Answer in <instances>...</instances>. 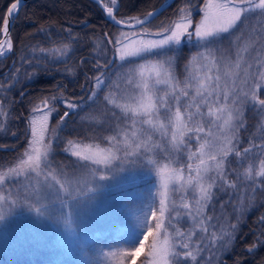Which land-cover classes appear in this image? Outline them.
<instances>
[{"label":"snow or ice","instance_id":"obj_1","mask_svg":"<svg viewBox=\"0 0 264 264\" xmlns=\"http://www.w3.org/2000/svg\"><path fill=\"white\" fill-rule=\"evenodd\" d=\"M20 3L21 0H13L6 10V16L0 18V30L5 36L9 35L12 21L17 18ZM200 3L203 7L194 4L193 0H184L167 22L161 21L155 28L151 26L152 19L161 14L163 5L160 9L147 12L144 19L134 17L129 21L116 18L114 10L117 0H110V5L106 6L107 15L117 25L122 24L132 29L137 25L142 26L139 32L133 31L130 34L138 38L137 46L125 43L129 33H120L118 37L109 38L105 42L113 45L114 60L118 57L121 62L118 65L121 71L113 74L125 80L130 86V91L123 102H117L111 95H105L104 99L107 104L113 106V109H119L123 113V119L115 111L112 115L121 120V124L130 121V128L125 129L117 125L116 129H112V134L105 137L109 148H100L96 145L95 150H92V146L88 145L80 151H71V148L79 145H75L73 140L69 139L64 152L76 157L78 161L87 162L73 165L84 170L88 169V163L104 165L111 170L113 163L121 160V156L117 154L121 151L125 159L128 157L139 159L145 153L153 152V156L146 158L147 164L151 165V170L159 178L156 202L149 205V211L144 213L141 238L128 249L104 253L109 264L112 261H116V264H135V258L145 248L144 241L149 236L156 239L146 254L151 257L148 264H199V259L203 257H198L197 251H210L218 240L224 241L221 247H227L228 243L238 236L235 223L228 224L227 228L221 225L218 234L216 225L211 223L213 216L209 215L198 222L201 225L199 231L205 233L201 241L207 240V243H198L195 248H191L183 239L186 232L177 227V224L185 215L195 220L190 200L195 202L196 211L201 214L209 204L215 207L213 203L215 193L211 189L225 191L227 187L239 191L237 183L228 178L230 173L227 169L234 163L229 157L233 154L241 157L252 151L251 147L237 148L234 141L240 129L245 128L246 106L251 105V110L264 119V98H261L264 94V64L257 62L254 66L247 63L242 68L243 57L237 47L239 36H236V33L247 20L245 13L259 10V14L264 16V0L255 3L253 0H200ZM194 10L196 14L201 15L199 21L193 19ZM234 36L236 39H233ZM226 40L227 46L224 45ZM185 41L189 43L195 41L194 47L197 51L185 58L183 72L178 75L179 62L184 51L182 45ZM5 43L7 51H11V40ZM132 44L136 45L137 41L132 40ZM67 48L68 45H65L60 51L64 52ZM233 48L237 49L234 64L229 60ZM39 51L43 53L47 50L41 48ZM0 55H6L2 44ZM221 62H224L223 76L231 79V86L227 80L221 84ZM108 63L104 61L101 64L96 61L94 65L98 74L93 76L95 81L93 87L100 92L107 86L103 77L110 76L108 72L102 71ZM201 68L207 71L201 74L199 71ZM213 68L216 69L215 75L211 74ZM248 76L252 77V86L245 91L237 86V80L243 79L246 84ZM31 78L29 76V79ZM257 78L261 82H257ZM0 88H3V84H0ZM20 94L24 95L23 89ZM90 95H97V92L94 91ZM54 99L55 96L43 97L39 103H34L31 107L28 120L31 126L28 149L19 158V164L10 167L9 172L17 177L14 183L20 182L18 177L21 172L29 178L32 173L37 177L43 175L46 182L43 187L46 190H55L56 198L62 205L68 206L70 218L80 203L78 198L86 192L82 188L72 187L71 180L58 178L57 169L53 167L54 143L47 137V133L49 116L55 111V106L51 105V100ZM6 103V99L0 100V117L4 119L10 115L9 112L3 111ZM64 107L67 110L60 117L59 125H64L70 117L71 112L68 110H74L78 105L65 100ZM3 122V119H0V124ZM137 124L149 127L142 132L140 128L135 127ZM213 126L216 129L215 133L212 131ZM206 127L208 131L205 133ZM156 133H159V139L154 140L153 136ZM201 133L205 135L201 136ZM194 140L198 147L192 151L191 145ZM256 147L264 153V144ZM184 154H187V162L184 161ZM193 161H196L195 166ZM185 169L188 173L187 178ZM117 170L123 171L122 168ZM89 174L93 178L97 175L95 170ZM60 175L66 176L62 170ZM255 177H264V160L260 162L259 171L255 172V176L251 165L244 173L245 180L251 182L248 187L254 192L260 191L264 194V187L257 186ZM107 178L105 174H99L100 180ZM0 182H3L2 177ZM259 185L264 186V179L259 181ZM101 187L102 185L97 184L95 189L88 188L87 191L91 192ZM61 192L64 194L63 197ZM176 192L183 193L179 198V204L175 199L169 203L170 194ZM5 199L4 196H0V201ZM252 199L254 197L250 196L249 202ZM220 207L224 209L226 206L221 204ZM177 209L186 211L181 213ZM37 212L39 213V209ZM61 213L63 214V208ZM4 219L5 217L0 215V221ZM260 219L264 226V217ZM206 224L207 226H204ZM209 228L213 230L209 232ZM188 239L190 240L191 236H188ZM258 247H264V231L247 246V251L252 252Z\"/></svg>","mask_w":264,"mask_h":264},{"label":"rangeland","instance_id":"obj_2","mask_svg":"<svg viewBox=\"0 0 264 264\" xmlns=\"http://www.w3.org/2000/svg\"><path fill=\"white\" fill-rule=\"evenodd\" d=\"M253 2H258V0H253ZM109 5L110 0L107 2V6ZM59 11L64 12L63 10ZM245 16H247V20L243 34L237 40V47L243 57L242 68L247 63L254 66L257 62L264 64V16L259 14V10L245 13ZM130 19L126 18V20ZM130 34L125 43L133 47L137 46L138 38L132 37ZM233 39L236 37L234 36ZM132 40H136L137 44L133 45ZM185 43L194 46L195 41L192 43L185 41ZM227 44L228 41L224 42L225 46ZM196 51L197 49H195V53ZM236 58L237 49L233 48L229 60L234 64ZM199 71L203 74L207 69L201 68ZM220 71L221 84L223 85L227 80L228 85L231 86V79L223 76L224 62H221ZM215 73L216 69L213 68L211 74L215 75ZM257 82H261L259 78H257ZM237 86L247 91L252 86V77H247L246 84L243 79L237 80ZM129 91L130 86L126 81L117 77L112 82L111 90L108 88L107 95H111L117 102H123ZM261 98H264V94L261 95ZM248 107L251 109V105ZM253 112L256 113L254 110ZM121 115V119H123V113ZM256 117L255 129L247 137L245 144V147H251L252 151L241 157L235 156L234 159L229 157L234 163L227 169L230 173L228 178L237 183L239 191L227 187L225 191L211 189L215 193L213 201L215 207L213 208V204H209L201 214L197 213L195 202L190 200L191 212L195 220L185 215L177 224V227L186 232L183 239L190 244L191 248H195L198 243H207V240L201 241V237L205 236V233L199 231L201 225L198 222L200 219L209 215L213 216L211 223L216 225V231L220 234L221 225L227 228L228 224L235 223L238 228L249 211L264 201V194L260 191H252V188L248 187L251 182L244 178L245 170L249 165L252 166L255 176V172L259 171L260 162L264 160V153L256 147V145L264 144V119L257 114ZM51 119L52 114L49 116L48 128ZM117 125L128 129L130 121L121 124V120H117L114 129ZM135 127L140 128L143 132L149 126L137 124ZM207 131L206 127L205 133ZM212 131L216 132L214 126ZM205 133L200 135L204 136ZM239 134L240 131L234 141L237 148L240 147ZM107 135L110 134H106V137ZM144 135L146 137L147 133L145 132ZM47 137L49 138L48 133ZM208 138L211 139V137ZM153 139H159V133L154 134ZM105 141L106 143L101 141L103 143L101 144L74 140L73 143L79 147H73L70 150L80 151L88 145L92 146V150H95L96 145H99L100 148H109L110 145L106 139ZM27 145H29V140ZM197 147L198 144L194 140L191 145L192 151H195ZM64 148L61 153L63 155L55 153L53 167L57 169L56 174L62 180H71L72 187L82 188L86 192L78 198L80 203L70 218L68 217V206L62 205L56 198L55 190H46L43 187L46 183L43 175L37 177L35 173H32L29 178L21 172L18 177L20 182H13L17 177L9 172V168L19 164V158L28 149V146L21 151L16 159L0 168V177L3 178V182H0V196L6 198L4 201H0V215L5 217L0 221V264H109L104 253L128 249L141 238V228L145 220L144 213L149 211V205L156 202L155 194L159 187V178L151 170V165L147 164L146 159L148 156H153L154 153H145L139 159L137 157L125 159L121 151L117 153L121 156V160L115 161L111 170L105 168L104 165L97 166L91 163H88V169L84 170L73 165L87 162L78 161L76 157L67 155ZM155 151L158 152V150ZM24 158L26 159V157ZM157 158L159 157L157 156ZM122 160L123 162H121ZM184 161L187 162V154H184ZM195 163L196 161H193V166ZM118 168H122L123 171H118ZM61 170L66 176L60 175ZM92 170L97 173L94 178L89 174ZM238 173L239 179H237ZM99 174H105L108 178L100 180ZM187 174L185 169V178H187ZM261 179L264 177H255L256 184L259 187H264L259 185ZM97 184L102 187L91 192L87 191L88 188L95 189ZM182 194V192L170 194L169 203L175 199L179 204ZM61 196H64L62 192ZM250 196L254 197L251 202H249ZM71 203L75 204V202ZM221 204L226 207L222 209ZM62 208L63 214L61 213ZM37 209H39V213ZM177 210L181 213L186 211L184 209ZM212 230L209 228V232ZM188 236H191L190 240ZM155 239L154 236H149L144 241L145 248L136 256L135 261L141 256L142 264H148L151 257L146 254ZM233 241H230L227 247H221L224 241L218 240L210 251H197L198 257H203L199 259V264H218ZM111 264H116V261H112Z\"/></svg>","mask_w":264,"mask_h":264},{"label":"trees","instance_id":"obj_3","mask_svg":"<svg viewBox=\"0 0 264 264\" xmlns=\"http://www.w3.org/2000/svg\"><path fill=\"white\" fill-rule=\"evenodd\" d=\"M117 1L119 5L116 17L122 20L143 18L147 12L153 11L165 0ZM12 2L13 0H0V18L5 17ZM183 2L184 0H175L171 4L172 7L165 8L154 18L151 26L155 28L161 21L167 22ZM193 3L199 7L203 6L200 0H193ZM200 17L194 10V21H198ZM245 23L246 20L236 36L243 34ZM12 27L14 50L5 58H0V84H3V88H0V100L6 99L3 111L10 113L6 119L0 117L4 121L0 124V129H3L0 130V168L16 159L28 146L30 109L43 97H56L51 100L55 111L52 113L48 131L56 154L63 155L61 153L69 139L106 143V134H112L111 130L118 120L112 112L119 113L120 117L122 115L119 109H113L104 99L108 88L111 90L112 82L118 77L113 73L121 71L118 68L121 63L118 57L114 60L113 45L105 42L109 38L118 37L120 33L139 32L141 27L133 30L117 27L110 23L102 7L91 0H29L17 14ZM1 38L2 30L0 41ZM65 45H68V48L61 52L60 49ZM182 47L184 51L179 62L178 75L183 72L185 58L192 56L196 49L188 43H184ZM41 48L47 51L42 53L39 51ZM96 61L101 64L104 61L109 62L108 66L102 69L110 74L109 77H103L108 84L106 83L107 86L102 92L93 87V76L98 74L94 66ZM29 76L32 78L29 79ZM180 78L183 79L182 76ZM22 89L24 95L20 94ZM94 91L97 95H90ZM65 100L78 105V108L68 110L71 112L70 117L64 125H59L60 117L67 110L64 107ZM256 120V113L247 106L245 128L241 129L239 134L240 149L245 147L247 137L254 131ZM231 157L234 159L235 155ZM261 217H264V201L253 207L245 216L236 230L237 238L218 264H264V247H258L252 252L247 251V246L264 231ZM135 264H142L141 256Z\"/></svg>","mask_w":264,"mask_h":264},{"label":"water","instance_id":"obj_4","mask_svg":"<svg viewBox=\"0 0 264 264\" xmlns=\"http://www.w3.org/2000/svg\"><path fill=\"white\" fill-rule=\"evenodd\" d=\"M29 0H21V3H20V5H19V9H18V12H17V14L19 13V11L25 6V4L28 2ZM89 1V0H88ZM91 1H93V2H96L98 5H100L101 7H102V9H103V11L106 13V17H107V19L110 21V23H113V24H115L117 27H119V28H124V29H128V30H133L132 28H127V27H125L124 25H117L111 18H109V16L107 15V12H106V6H107V1L108 0H91ZM175 0H165L164 1V3L163 4H161V5H163L164 6V8L162 9V11H161V13L164 11V9L165 8H167L169 5H171L173 2H174ZM117 5H119V1H117ZM161 5L159 6V7H157V8H155V9H153V11H155V10H157V9H160L161 8ZM117 11V8H115V10H114V12H115V15H116V12ZM16 14V15H17ZM5 16H6V14H5ZM146 17V15L145 16H143V18H141V19H144ZM117 18V17H116ZM155 18V17H154ZM154 18L152 19V21L154 20ZM118 19V18H117ZM120 20V19H119ZM123 21H129V20H126V19H122ZM13 23H14V20L12 21V26H13ZM11 26V30H10V33H9V35L8 36H5V35H3L2 34V40L0 41V44H2L3 45V50L4 51H6V55H0V58H5V56H7L8 54H10V53H12L13 52V38H11V33H12V29H13V27ZM140 27H142V26H140V25H137L134 29H137V28H140ZM11 40V42H12V50L11 51H7V45H6V43H5V41H7V40Z\"/></svg>","mask_w":264,"mask_h":264}]
</instances>
